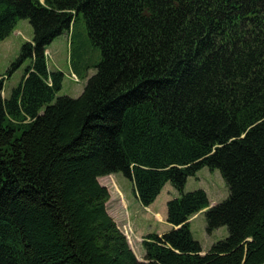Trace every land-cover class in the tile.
I'll return each mask as SVG.
<instances>
[{"label":"trees","instance_id":"obj_1","mask_svg":"<svg viewBox=\"0 0 264 264\" xmlns=\"http://www.w3.org/2000/svg\"><path fill=\"white\" fill-rule=\"evenodd\" d=\"M80 15L102 59L58 96L45 53ZM22 19L34 38L10 73L30 65L9 99L0 81V264H264V0H0V43ZM205 167L229 189L212 207L185 192ZM118 173L145 207L179 194L143 261L99 181ZM204 210L209 233L228 229L206 253Z\"/></svg>","mask_w":264,"mask_h":264},{"label":"rangeland","instance_id":"obj_2","mask_svg":"<svg viewBox=\"0 0 264 264\" xmlns=\"http://www.w3.org/2000/svg\"><path fill=\"white\" fill-rule=\"evenodd\" d=\"M66 34H68V39ZM33 38V26L28 19H22L11 35L0 43V81L4 85L2 92L4 99L11 97L13 89L19 84L25 70L30 65V61H27L16 71L10 73L11 67L20 56L22 46L27 42H33ZM59 41L62 43H58ZM89 42L86 21L83 15H80L72 24L70 32L66 31L64 37L59 36L54 40V49L48 47L46 50L48 70L64 73L62 89L58 96L79 97L83 93L88 79L96 74V65L102 59V51ZM58 44L62 49L60 53H64L63 59L57 57L54 52ZM89 69H91L90 73H88ZM72 72L78 73L80 81L71 74ZM118 174L100 178V183L108 186L111 193V200L107 203L108 212L127 236L136 256L139 259H144L141 255L142 247L144 248L143 241L150 234L159 235L158 233L161 234L168 229L165 223L168 213L167 204L179 196L170 199L171 190L172 192L176 191L168 183L157 199L149 207H145L136 197L132 182L123 174ZM199 189L208 194L210 206L222 203L229 196V189L221 172L219 170L211 171L207 167L198 171L195 176L188 178L185 192ZM190 224L193 237L201 243L203 253L208 252L213 244L228 236L226 226L219 227L212 233L208 232L205 210L192 217Z\"/></svg>","mask_w":264,"mask_h":264},{"label":"crops","instance_id":"obj_3","mask_svg":"<svg viewBox=\"0 0 264 264\" xmlns=\"http://www.w3.org/2000/svg\"><path fill=\"white\" fill-rule=\"evenodd\" d=\"M61 36H63L64 37V34L63 35H61ZM67 37V39H68V36H66ZM63 42H64V40H63ZM58 43H62V42H58ZM60 44H58L57 45V47L55 48V53H56V56L57 57H59V58H61V59H63V55H64V53H60V52H62V49H60L59 47H61V45ZM53 45H54V42L50 45V48H52L53 47ZM64 48V47H63ZM53 49H54V47H53ZM91 72V69L88 71V73H90ZM116 175H119V174H116ZM112 176V175H111ZM118 177H120V176H118ZM119 179H121V178H119ZM133 185V184H132ZM168 185H166L165 187H164V189L167 187ZM107 188H108V186H106ZM109 189V188H108ZM164 189H163V191H164ZM169 189H171V188H169ZM110 191V190H109ZM162 191V192H163ZM176 191V190H175ZM169 195H170V199L172 198V197H176V196H178L179 194L177 193V191L176 192H172V190H171V193H169ZM124 198H125V196H124ZM111 200V199H110ZM140 202V201H139ZM195 217V216H194ZM166 219H167V217H165ZM156 219V218H155ZM166 223V225H167V227H168V229L166 230V231H164V232H162L161 234L160 233H158L160 236L161 235H163V234H165V233H167V232H169V231H171L174 227H173V225L172 224H170V223H168L167 221L165 222ZM141 255H142V257H145V250H144V248L142 247V250H141ZM141 260H143V259H141Z\"/></svg>","mask_w":264,"mask_h":264},{"label":"bare ground","instance_id":"obj_4","mask_svg":"<svg viewBox=\"0 0 264 264\" xmlns=\"http://www.w3.org/2000/svg\"><path fill=\"white\" fill-rule=\"evenodd\" d=\"M76 78H78L77 76H75ZM79 79V78H78Z\"/></svg>","mask_w":264,"mask_h":264}]
</instances>
